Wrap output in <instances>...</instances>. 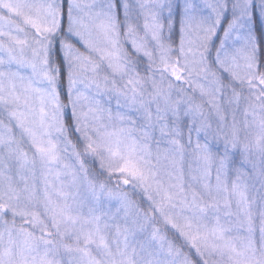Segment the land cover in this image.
Here are the masks:
<instances>
[{"label":"snow or ice","instance_id":"obj_1","mask_svg":"<svg viewBox=\"0 0 264 264\" xmlns=\"http://www.w3.org/2000/svg\"><path fill=\"white\" fill-rule=\"evenodd\" d=\"M0 264H264V0H0Z\"/></svg>","mask_w":264,"mask_h":264},{"label":"rangeland","instance_id":"obj_2","mask_svg":"<svg viewBox=\"0 0 264 264\" xmlns=\"http://www.w3.org/2000/svg\"><path fill=\"white\" fill-rule=\"evenodd\" d=\"M224 102H226V105H227V101L225 100ZM224 102H223V103H224ZM227 106H228V105H227ZM112 107H113V109H115V101H113ZM233 107H234V105H233ZM241 108H243V104L241 105ZM225 114L227 115V117H228V121H229V123H230V122H231V119H232L231 111L229 110V111L225 112ZM237 119H238V120L242 119V116L240 115L239 112L237 113ZM162 146H163V145H162ZM256 159H257V161H258V160H259V157L257 156ZM258 186H259V185H257V187H258Z\"/></svg>","mask_w":264,"mask_h":264},{"label":"trees","instance_id":"obj_3","mask_svg":"<svg viewBox=\"0 0 264 264\" xmlns=\"http://www.w3.org/2000/svg\"><path fill=\"white\" fill-rule=\"evenodd\" d=\"M223 105H224V108H227V107H228V106L226 105V102H224Z\"/></svg>","mask_w":264,"mask_h":264}]
</instances>
